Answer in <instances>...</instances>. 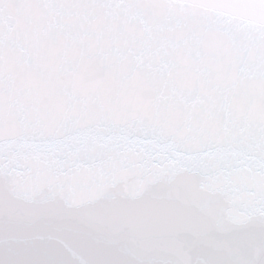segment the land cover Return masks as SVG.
<instances>
[{
  "label": "snow or ice",
  "instance_id": "snow-or-ice-1",
  "mask_svg": "<svg viewBox=\"0 0 264 264\" xmlns=\"http://www.w3.org/2000/svg\"><path fill=\"white\" fill-rule=\"evenodd\" d=\"M0 264H264V0H0Z\"/></svg>",
  "mask_w": 264,
  "mask_h": 264
}]
</instances>
